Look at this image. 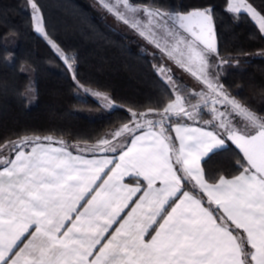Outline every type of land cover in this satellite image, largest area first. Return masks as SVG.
<instances>
[{"label":"snow or ice","instance_id":"6c2138e0","mask_svg":"<svg viewBox=\"0 0 264 264\" xmlns=\"http://www.w3.org/2000/svg\"><path fill=\"white\" fill-rule=\"evenodd\" d=\"M27 2L34 30L77 86L117 107L80 84L75 57L49 37L36 0ZM97 3L160 52L153 68L170 97L129 108L130 118L94 143L34 134L0 143V264H264V113L212 71L214 56L228 63L213 9ZM226 11L247 14L264 33V9L250 0H226ZM165 60L201 90L180 83ZM231 146L238 174L209 179L204 163Z\"/></svg>","mask_w":264,"mask_h":264},{"label":"trees","instance_id":"16d2710c","mask_svg":"<svg viewBox=\"0 0 264 264\" xmlns=\"http://www.w3.org/2000/svg\"><path fill=\"white\" fill-rule=\"evenodd\" d=\"M27 0H0V143L22 135H51L68 145L94 143L130 118L128 109L161 107L170 94L156 74L155 60L131 43L84 0H36L45 29L60 48L75 57L80 84L107 93L118 108L91 118L97 107L77 95L72 73L32 26ZM264 9V0H250ZM179 11L211 7L220 57L228 61L221 82L240 99L264 113V33L247 14L226 11V0H157ZM12 44V46L10 45ZM13 55V62H9ZM74 149V148H72ZM234 146L204 163L209 179L238 174Z\"/></svg>","mask_w":264,"mask_h":264},{"label":"rangeland","instance_id":"374dc122","mask_svg":"<svg viewBox=\"0 0 264 264\" xmlns=\"http://www.w3.org/2000/svg\"><path fill=\"white\" fill-rule=\"evenodd\" d=\"M84 1H86L88 3H91V4L93 3L92 5L94 7V10H96L97 13L102 16V18H104L105 20L110 22L111 25L114 28H117L121 32L127 34V36L128 35L131 36L132 45L135 46L140 52H143V53L147 54L149 57H151L153 60H155V64L156 65H159L161 63V54L156 48H154L151 44L147 43V41H145L142 37L137 35L129 27H127L124 24L116 21V19L112 15L108 14L105 10L100 8L98 3H97V0H84ZM25 6H26V9H29L30 13L32 14V9L29 6L27 1H26V5ZM32 26H33V23H32ZM44 27H45V25H44ZM37 34L40 37L42 36L39 33H37ZM10 45L12 46V44H10ZM51 49H52V47H51ZM251 57H258V58L264 59V50L256 51V53H254L253 56H251ZM13 58H14V56L10 55V57H9V62L10 63L13 62ZM212 60H213V65H214L213 69H212L213 73H219V75H221L222 72L224 71V68H226L227 63L219 64V58H217L215 56L212 58ZM164 63H166L169 67L172 68L173 75L178 81L181 78L180 81H179L180 83H182L184 85H187L192 91H200L201 90V89H195L196 88V84L192 80H190L192 77L189 74H188L189 75V78H188L186 76V74H187L186 72L184 73V71L180 70V68L178 70V67H175L170 61H166L165 60ZM74 68H75V66H74ZM75 83H76V81H75ZM76 86H77V84H76ZM77 95L79 97H81V98L82 97H84V98H86V97L92 98L97 103L98 106L95 107V109L93 108L92 110H85V111L88 112V114L90 115L91 118H95V117H99V116H105L108 113H111L112 111H114V110H116L118 108V105L116 103L115 104L117 105V107H114V108L104 107L101 101H99L96 97L92 96L90 93H86L80 87H78Z\"/></svg>","mask_w":264,"mask_h":264},{"label":"crops","instance_id":"0c3cea01","mask_svg":"<svg viewBox=\"0 0 264 264\" xmlns=\"http://www.w3.org/2000/svg\"><path fill=\"white\" fill-rule=\"evenodd\" d=\"M178 70H179V68H178ZM181 70V69H180ZM185 73V72H184ZM183 73V74H184ZM186 76L189 78V75H188V73L186 74ZM181 79V78H180ZM180 79H179V81H180ZM190 80H192L195 84H196V88L195 89H201V85L198 83V82H196L193 78H191ZM190 123V122H189ZM172 135H175L174 133H172ZM74 153H75V149H71ZM221 151V150H220ZM217 152H219V151H217ZM216 153V152H215ZM109 155H112L111 153L109 154ZM125 183H129V184H134L135 183V180L134 179H132V178H129V177H125V181H124Z\"/></svg>","mask_w":264,"mask_h":264}]
</instances>
